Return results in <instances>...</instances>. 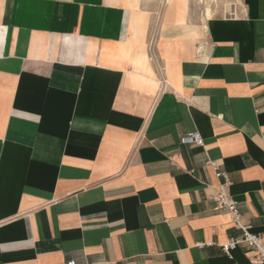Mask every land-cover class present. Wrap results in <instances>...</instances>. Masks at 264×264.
<instances>
[{"label": "crops", "instance_id": "0c3cea01", "mask_svg": "<svg viewBox=\"0 0 264 264\" xmlns=\"http://www.w3.org/2000/svg\"><path fill=\"white\" fill-rule=\"evenodd\" d=\"M163 1L0 0V264H252L264 0Z\"/></svg>", "mask_w": 264, "mask_h": 264}, {"label": "built area", "instance_id": "2783aa9c", "mask_svg": "<svg viewBox=\"0 0 264 264\" xmlns=\"http://www.w3.org/2000/svg\"><path fill=\"white\" fill-rule=\"evenodd\" d=\"M164 4H166L165 0L161 5ZM180 142L182 145L204 146V139L199 132H192L183 136ZM207 165L212 168L218 180V188L212 196L216 209L226 212L230 216L235 228L242 232V237L240 239L230 240L228 244L223 246L224 252L229 254L230 251L239 244H248L255 252L252 264H264V239L259 235L251 233V227L244 223L239 210V203L229 192L231 183L228 176L220 171L215 162L209 161ZM201 246L202 245H199V247ZM69 264H75V262L71 261Z\"/></svg>", "mask_w": 264, "mask_h": 264}, {"label": "bare ground", "instance_id": "6f19581e", "mask_svg": "<svg viewBox=\"0 0 264 264\" xmlns=\"http://www.w3.org/2000/svg\"><path fill=\"white\" fill-rule=\"evenodd\" d=\"M166 1V0H165ZM199 2V4H202V5H206L205 6V9H204V15H203V21L205 23V21H209L210 19L213 18V16L215 15V11L213 10L212 8V5L211 3L212 2H217V0H197ZM168 2V1H167ZM166 2V4H167ZM164 4L163 7L166 5ZM207 24V23H206Z\"/></svg>", "mask_w": 264, "mask_h": 264}, {"label": "rangeland", "instance_id": "374dc122", "mask_svg": "<svg viewBox=\"0 0 264 264\" xmlns=\"http://www.w3.org/2000/svg\"><path fill=\"white\" fill-rule=\"evenodd\" d=\"M195 3H197V4H199V2L197 1V0H193ZM226 1V0H225ZM228 1V0H227ZM235 1V0H234ZM220 2H221V0H217V2L215 3V2H212L211 3V5H212V8L214 9V11H215V9H216V7H218L219 6V4H220ZM205 5V4H204ZM206 6V5H205ZM215 6V7H214ZM202 11V10H201Z\"/></svg>", "mask_w": 264, "mask_h": 264}]
</instances>
